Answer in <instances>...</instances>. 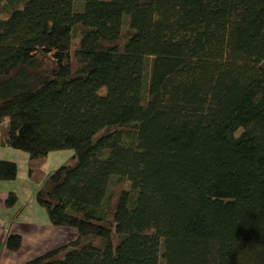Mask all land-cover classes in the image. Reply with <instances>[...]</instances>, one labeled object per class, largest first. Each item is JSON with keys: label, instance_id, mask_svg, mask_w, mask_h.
Masks as SVG:
<instances>
[{"label": "trees", "instance_id": "trees-1", "mask_svg": "<svg viewBox=\"0 0 264 264\" xmlns=\"http://www.w3.org/2000/svg\"><path fill=\"white\" fill-rule=\"evenodd\" d=\"M0 148L77 158L27 264H264V0H0Z\"/></svg>", "mask_w": 264, "mask_h": 264}, {"label": "rangeland", "instance_id": "rangeland-1", "mask_svg": "<svg viewBox=\"0 0 264 264\" xmlns=\"http://www.w3.org/2000/svg\"><path fill=\"white\" fill-rule=\"evenodd\" d=\"M156 54V48L153 49V57ZM91 81L83 84V88L87 89L92 86ZM106 90H101L100 94H105ZM13 150V149H9ZM3 152V151H0ZM15 158L9 156H2L1 160H15L18 163V175L17 179L14 181H1L0 189L8 185L12 188V192H15L19 197V202L17 205L10 209L4 210V215L6 217L12 216V219H16L19 215V208L23 207L24 218L26 220L38 219V220H49L50 218L46 210L41 207L37 201V194L42 185L43 179L50 174L52 171L57 170L62 165H72L76 163L77 158L74 157L75 151L73 149H64L51 152L49 155L42 159H31L30 155L26 152L14 150ZM130 188V184L126 185ZM9 193L4 200V202L9 197ZM69 229V228H68ZM76 233V230L74 231ZM73 238L71 241H73ZM114 242L112 239L108 240L106 243V255L110 256L113 254Z\"/></svg>", "mask_w": 264, "mask_h": 264}, {"label": "crops", "instance_id": "crops-1", "mask_svg": "<svg viewBox=\"0 0 264 264\" xmlns=\"http://www.w3.org/2000/svg\"><path fill=\"white\" fill-rule=\"evenodd\" d=\"M0 151H3L0 152V158H15L14 150L0 148ZM11 191L12 188L8 185L0 189V225L3 226L0 227V264H27L31 259L57 249L77 236L74 229L54 227L49 220H26L24 211L16 219H12V216L6 217L3 212L7 209L4 200ZM11 234L22 236L23 243L18 251H10L5 246Z\"/></svg>", "mask_w": 264, "mask_h": 264}]
</instances>
